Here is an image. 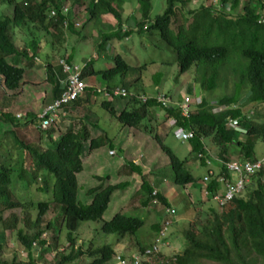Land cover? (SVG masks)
Segmentation results:
<instances>
[{"label":"trees","instance_id":"obj_1","mask_svg":"<svg viewBox=\"0 0 264 264\" xmlns=\"http://www.w3.org/2000/svg\"><path fill=\"white\" fill-rule=\"evenodd\" d=\"M70 1L71 10L68 16L58 13L56 18H52L51 11L59 12L63 5L62 0H24L23 3L17 0H0V77L6 90L19 91L24 83L26 69L36 67V62L44 56L47 81L53 83L54 100L58 99L64 90L59 81L64 80L65 75L59 66L56 67L58 64L55 60L56 54L64 51L63 58L73 63L76 56L75 50L72 47L68 49V39L70 36L87 39L86 34L81 36V31L85 30V27L79 31L80 33H77L74 28L76 20L74 18L79 14L73 15L72 10L76 8L85 10L84 12L89 14V22L101 20L104 15H114L115 19L109 17L107 20L117 21L118 32L105 36L100 44L96 42L91 45L98 49L99 55L106 51V44L113 38L123 43L125 36H131L133 31L138 33L143 30L154 31L173 50V62L178 64L179 75L187 73L191 68L195 69V76L201 83L200 90L203 92L202 96L199 94L197 97L200 98V102L195 106L191 105L189 118L183 117L176 106L163 107L157 103L156 98L159 95L171 98L167 93H158L153 99L142 104L129 94H136L130 91L134 80H128L133 67L124 57L116 55L111 66L100 70L94 68L93 61L90 59L82 75L83 80L89 82L90 88L78 101L72 103L71 107L90 108L99 104L98 106L116 118L123 128L137 130L145 128L149 134H152L154 130V141L169 160L174 175L173 183L176 186L186 187L194 182L191 171L184 168L190 159L181 160L157 132L158 126L154 124V121L160 111L164 113V120L165 118L167 121L174 120L178 128L193 133V138L189 139L191 152L195 155L193 160L200 161L202 166H206L208 161L205 159L207 155L205 140L211 139L218 153L217 158L220 160V163L215 164V173L218 176L225 175L227 180L232 181L231 174L221 166L222 163L238 160L256 161L255 146L259 139L264 138V122L249 123L248 135L245 139H240L236 132L227 128L226 122L230 117H234L238 118L242 124L241 111L231 110L228 106L233 107L234 104L240 102L241 96L246 91L247 101L244 105L264 104V21L262 20L264 0H246L241 13L237 11L241 7L240 0H219L218 4L221 6L219 10L213 6L214 0H206L205 4L188 12L190 17L188 24L179 27L177 31L173 29V25L178 8L186 6L190 0H166L167 8L162 15L156 17L151 25L149 22L154 10L152 0H136L134 15H141L136 30L129 26V20H132L134 15L122 22L124 0ZM228 5H231L230 11L226 9ZM8 9L12 10L11 16L2 12ZM65 22L68 23V27H65ZM30 26L52 37L51 51L45 52V47H48L49 43L42 42V39L36 37L27 42L22 49L12 41L9 35L11 28L29 29ZM99 55L94 58L98 60ZM226 75H231L237 81L235 93L216 100L215 91L218 92L219 88L217 83L221 76ZM94 78H101L105 81L108 89H125L127 96H113L110 100L99 102V95L94 89L96 86ZM161 82L162 77L155 74L154 85L158 88ZM223 82L226 83L227 79L225 78ZM180 99L179 104H182L186 96ZM222 106H225L226 110L215 112L216 108ZM31 114L33 113L29 115ZM146 119L150 125L151 123L154 125L151 126L150 131L143 125ZM16 120V116L5 112L0 113L2 123H13L17 129L34 124L37 117L32 116V119L24 125L17 123ZM65 120L63 119L62 122L41 133L42 136H47L50 133L56 135L57 129L60 132L57 142L51 140L54 148L46 150H42L37 145L26 144L11 133L14 146L17 150H21L19 154L22 155H20L22 159L18 169L13 167L7 169L4 166L0 169V200L6 204L0 202V225L4 228L0 234V249L2 243L6 241L5 231L12 232L28 256V262L20 264H37L36 261L44 256L50 257L53 263L54 258H51L49 254L50 243L44 237L51 226L48 225L46 228L42 226L44 217L49 213L53 204L61 207L63 219L59 229L54 228L56 232L52 241L57 244L60 234L66 230V242L70 249V254L62 256L61 262L57 264H109L116 255L110 245L92 251L90 250L92 247H89L88 253L83 252L82 249L75 251L77 240L75 233L79 230L81 222H102L113 194L128 187L129 183L105 186L100 184L89 190L88 194L93 197L92 202L89 205L80 204L78 175L83 172V158L103 143H108V140L101 137H89L86 128L75 131L73 126H64ZM37 127L39 128V125ZM130 166L141 174L140 169L133 163ZM33 167H35L34 170ZM37 168L47 173L41 180L52 187L49 188L52 193L51 200H25L23 202L14 195V199L21 207L23 224H20L18 218L13 215L7 220L4 219V213L8 209L18 207V204H12V195H9L2 187L8 188L11 185L12 175L17 177V182L29 181L28 186L21 184L23 188L30 187L31 184L38 186V174L35 171ZM257 182L258 189L248 192L245 198H236L232 207L229 209L226 207L224 213L211 211L207 222L200 226L198 231L189 229L183 233L187 247L177 256V264H264V183ZM141 188L146 193L148 202L159 200L164 206L171 207L161 194L158 197L152 195L153 189L144 176ZM206 189L209 196L223 190L217 183V179L208 183ZM39 190L45 192L42 187ZM26 202H29L27 204L31 206L32 211L25 205ZM143 204L146 205V200ZM32 213H36L35 219ZM146 220L147 218L141 216L117 213L110 221L102 224L101 230L104 234H116L120 239H123L122 236L125 235L134 236L141 253L153 246L162 229V226L152 224L151 234L147 238L139 237V233L146 225ZM19 224L22 227L19 228ZM140 238L142 241L150 238L151 242L149 245L145 242L141 243ZM82 257L85 258L84 262H82ZM122 257L126 262L133 259V257ZM160 260L162 262L158 264H170L167 256H161ZM143 264H157V262L145 261Z\"/></svg>","mask_w":264,"mask_h":264},{"label":"rangeland","instance_id":"obj_2","mask_svg":"<svg viewBox=\"0 0 264 264\" xmlns=\"http://www.w3.org/2000/svg\"><path fill=\"white\" fill-rule=\"evenodd\" d=\"M23 1L24 0H17L19 3H23ZM205 1L206 0H190L186 6L179 7L173 29L177 31L179 27L183 25L186 26L189 21L188 12L198 8L200 5L204 4ZM243 1L245 2L246 0ZM68 2L69 0H62V3L65 4ZM192 2H194V4ZM136 4V0H124L122 22L134 15ZM152 4L154 10L151 14L150 25L153 24L156 17L162 15L167 8L166 0H152ZM241 9L240 7L237 10L238 13H240ZM84 11L85 10H80L78 8L72 10L73 15L79 14L74 18L76 19L75 22L82 25L79 30H76L77 33H80L79 31L85 27V30L83 29L84 32L83 30L81 31V36L84 34L87 35V39L86 37L78 38L77 36H74V38L70 36V39H68V49L74 48L75 50L74 53L76 56L73 59V63L84 65V61L92 59L94 68L100 70L111 66L113 58L116 55H121L128 61L129 65L133 67L132 72L128 75V80H134L130 87V91L146 95L147 97H155L158 93H167L174 102L181 101L180 98L189 94L187 97H190L191 100L194 101V106L197 104V97L203 92L200 90L202 88L201 83L195 76V69L191 68L187 73L179 75L178 64L173 62L174 52L160 39L158 33L156 34L154 31L146 32L145 30L140 33L133 31L131 36H125L123 43L113 38L106 44V51L101 52L99 55L98 49L91 45L96 44V42L100 44L105 36L117 33V21L112 19L107 20L109 17L115 19L114 15H104L101 20L89 22V14ZM2 12L5 15H12L11 9L2 10ZM139 19H141V15L135 14L133 19L129 20V26L136 30ZM125 26L127 27V25ZM122 32H124V30H122ZM9 33L12 41L20 49H22L33 37L42 39V42L49 43V46L45 47V52H49L53 48L50 45L53 41L52 37L33 26H30L29 29L20 28L15 30L11 28ZM64 53L63 51L56 54L55 60L57 63L59 59L64 57ZM97 55L100 56L98 60L93 58ZM43 60L44 56H41V59L36 62V67L33 69H26L24 83L20 89L21 93L19 94H12L10 91L6 90L2 84V78L0 77V113L5 112L12 116L16 114L21 115L22 118L16 121L22 125L31 120L32 116L35 115L37 117L34 124L23 129H17L13 126V123H2L0 121V169L2 166L7 169L11 167L18 169L20 166L22 155L19 154V152L21 153V150H17L14 146L15 143L11 133H14L26 144L37 145L42 150L54 148L51 140L53 139L57 142L60 137L58 129L56 130V135L50 133L47 136H42L41 133L44 131L37 127L40 125V114L53 102L49 101L48 104L47 102L45 103L47 105H43L44 97L40 90L46 92L44 88L48 83L46 65ZM155 74L162 77V82L158 88L153 83ZM225 78L227 79L226 83L223 82ZM85 82L90 86L88 81ZM236 82L237 81L231 75L221 76L217 83L219 88L218 92L217 90L215 91V99L218 100L220 97L232 96L236 90ZM95 83L99 88L107 86V83L101 78ZM99 98V102L107 100L102 95H99ZM245 99H247V91L241 96L240 101H244ZM98 105H93L88 108L89 112L88 110H82L83 116L87 114V118L80 121L77 120L70 125L74 126L73 128L75 131L86 128L91 138L101 137L102 139L106 138L108 140V143H103L99 148L83 158V172L78 175V200L80 204L89 205L93 198L88 194L89 190L98 187L100 184L105 186L107 184L127 182V184L129 183L128 187L113 194L109 208L103 216V219L109 221L117 213L128 216L145 217L147 218L146 225L139 233V237L141 238H147L149 234H151L150 226L152 224L163 227L165 215L164 207L159 204L158 200L147 201V195L141 188L143 175L134 171L130 166L132 162H135L144 167L142 168L138 165L141 173L145 174L144 177L155 184L160 193L168 198L172 208H176L178 216L175 219L176 223L169 227L167 231L168 238L166 239V245L168 241L171 247L166 248L165 245L161 250L165 252L167 257L177 253L181 254L187 247L183 233L189 229L198 231V228L205 224L208 219V215L210 214L208 209H210V206L213 207L211 201L204 195L205 185L203 177L206 175L207 169L201 165L200 161L193 160L195 155L191 152V143L176 138V127H172L169 130L168 126L170 122L167 121L166 118L164 120V113L160 111L154 121V124L156 123L158 126L157 132L163 137L165 144L170 146L181 160L185 158L190 159L184 168L189 172L191 171L194 182L186 187L176 186L173 183L174 175L169 160L154 141V130L152 129L153 133L149 134L145 128L139 130L123 128L116 118L112 117L110 113L106 112ZM252 106V110L255 112V122H264V105L252 104L245 107L249 108ZM180 112L182 113L181 110ZM30 113L34 115H29ZM76 119H79V117ZM143 125L148 128L149 131L151 126H154L152 123L150 125L147 119L143 121ZM64 126H66V124ZM205 144L210 152V163L214 166L218 162V159L216 160L218 154L216 147L212 145L211 139H206ZM111 151H114L115 154L111 155ZM254 156L258 160H263L264 163V138L257 141ZM149 167L153 170H150ZM32 169L34 170L35 167ZM35 171L38 174V186L31 184L30 187L23 188L21 184L28 186L29 181L17 182V177L12 175L13 182L11 185L8 188L2 187L9 195H12V204H18L14 199V195L23 202H25V200H51L52 193L49 190L51 186H48L47 182L41 180L47 173H44L39 168ZM232 176L234 177L235 175ZM29 178L28 176V179ZM99 178L103 179L100 181L98 180ZM133 180L135 181L133 182ZM17 183L18 185L16 186ZM255 183L256 180L252 179L247 186V191L253 189ZM41 187L44 188L45 192H40L41 190L39 189H41ZM145 200L146 205L143 204ZM0 202L6 205L3 201L0 200ZM27 203L29 202H26L25 205L32 211L31 206ZM23 207L25 206L23 205ZM11 215L16 216L18 222L23 224L21 207L19 204L16 208L8 209L4 213L3 218L7 220L12 217ZM32 217L35 219L36 213H32ZM44 218L43 228H46L48 225L51 226V228L46 231L47 233L44 237L50 243L51 248L49 254L50 256L54 255V257H51L54 258V261L52 263L50 257L44 256L40 257L36 262L37 264H57L61 262L62 256H68L70 254V249H68L69 245L68 242H66V230L60 234V237L58 236L59 242L57 244L52 241L56 232L54 228L59 229L63 219L61 207L57 204H53L51 210ZM99 222H81L79 230L75 233L77 234L76 250L82 249L83 252L88 253L89 247H92V249H90L92 251L110 245L116 255L109 264H118L116 261V257L118 256L132 257V255H138L140 253L134 236L125 235L122 236L123 239H120L116 234H104L101 230L103 222ZM20 224L18 226L19 228L22 227ZM3 229V226L0 225V234ZM5 238L6 241L2 243L0 249V263H27L28 256L26 252H24V248L17 242L15 235L10 231H5ZM141 238V243L145 242V244H150V238L146 241H142ZM159 260L160 257L156 262ZM84 261L85 258L82 257V262ZM87 262H89V260Z\"/></svg>","mask_w":264,"mask_h":264},{"label":"built area","instance_id":"obj_3","mask_svg":"<svg viewBox=\"0 0 264 264\" xmlns=\"http://www.w3.org/2000/svg\"><path fill=\"white\" fill-rule=\"evenodd\" d=\"M70 12V3L63 4L61 10L57 12L56 10L51 11L50 15L52 18H56L58 13L62 16H68ZM65 27H68V23L65 22ZM82 25L78 22L74 23V28L79 30ZM89 61H87L88 63ZM87 63L84 65H78L75 63H69L66 58H61L58 60V66L62 69L63 74L65 75V82L64 90L62 95L54 100L48 107H46L39 116L40 125L39 128L42 131H47L50 127L57 125L58 123L62 122L63 119H67L68 112L67 109L80 99L87 89H89V85L83 80V69L86 67ZM97 94L102 95L107 100H110L115 97H125L127 96V91L125 89H108V88H97L95 89ZM134 99L137 101L145 104L149 101V98L145 95H137L129 93ZM157 103L163 107H169L173 104L170 98L165 95H159L157 98ZM182 111V115L184 117H188L190 114V99H186L182 104H176ZM17 119H21V115H17ZM237 123V122H236ZM234 126V124H233ZM193 136L192 133H187L184 135L185 139H189ZM111 155H114L115 152L111 151ZM208 165H211L210 161L207 162ZM226 169L229 172L235 173L239 176V180L236 185H230L226 181V190L223 193H219L214 197V200L217 201L221 206L229 203L233 200L236 194H239L245 188V177L252 176L259 171L264 170V163L262 161H257L254 163L251 162H240L235 161L231 163H224ZM217 174L210 170L208 174L204 177V183H208L211 181L212 178L216 177ZM219 183H224L225 179L223 176L218 177ZM169 214L173 216L175 214L174 210H169ZM171 221H167L165 223L164 229L158 235L156 239V244L151 246L150 249L146 250L142 257L151 259L153 257L159 256L161 254V249L166 245V238H167V231L168 227L170 226ZM134 264H140L141 258L137 257L135 259ZM120 264H125L121 258H119ZM175 264V263H174Z\"/></svg>","mask_w":264,"mask_h":264},{"label":"clouds","instance_id":"obj_4","mask_svg":"<svg viewBox=\"0 0 264 264\" xmlns=\"http://www.w3.org/2000/svg\"><path fill=\"white\" fill-rule=\"evenodd\" d=\"M241 1V8L243 7V3H244V1L243 0H240ZM218 2H219V0H214L213 1V6H214V8H217L218 10L219 9H221V6H220V4H218ZM68 3H70V10H71V1L69 0V2ZM68 3H66V4H68ZM193 4H194V2H192ZM205 3H206V1H205ZM204 3V4H205ZM62 4H65V3H62ZM196 5V4H195ZM230 8H231V5H228V6H226V9H227V11H230ZM241 11H242V9H241ZM241 11H240V13H241ZM189 19H190V17H189ZM262 20L264 21V18H262ZM94 58V57H93ZM39 61V60H38ZM84 63H87V61H84ZM88 63H90V60H89V62ZM87 63V64H88ZM76 64V63H75ZM57 66H58V64H57ZM87 66V65H86ZM63 81V80H62ZM63 86V85H62ZM90 87V86H89ZM64 88V87H63ZM97 88H99V87H97V86H94V89H97ZM104 88H108L107 86L106 87H104ZM137 94V93H136ZM99 95V94H98ZM137 95H141V94H137ZM143 95V94H142ZM146 96V95H145ZM189 96V95H188ZM149 98V100L150 99H153V97H148ZM171 99V98H170ZM186 99H190V107H191V105L192 104H195L194 103V101L193 100H191V98L190 97H187V95H186ZM185 99V100H186ZM54 101V100H53ZM171 101L173 102V104L171 105V106H176V107H178L176 104H179V102H174V100H172L171 99ZM197 103H199L200 102V98L198 99L197 98ZM247 101V99H245L244 101H240V102H238V103H236V104H239V105H235L234 104V106H233V108L232 109H235V110H240L241 111V113H242V116H243V119H242V124H241V122L239 121V119L238 118H234V117H230L228 120H227V122H226V127L227 128H229V129H231L232 131H234V132H236L238 135H239V138L240 139H245L246 137H247V135H248V124L249 123H251V122H253V123H260V122H255V112H254V110H252L253 109V106L252 107H249V108H246L245 106H247V105H244V103ZM143 104V103H142ZM252 104H256V103H249L248 105H252ZM257 105H264V104H257ZM71 107V106H70ZM179 108V107H178ZM225 106H222V107H220V108H216V111L215 112H220V111H224L225 110ZM180 109V108H179ZM181 110V109H180ZM190 115V114H189ZM183 116V115H182ZM184 117V116H183ZM185 118H189V116L188 117H185ZM170 122V125L168 126V128H169V130L172 128V127H176V133H175V136H176V138H178V139H180V140H182V141H189V139H191V138H193V136L191 137V138H189V139H185L184 138V135H186L187 133H188V131H184V130H182V129H180V128H178V126H177V123H176V121H174V120H171V121H169ZM237 122V123H236ZM263 123V122H262ZM233 124H234V126H233ZM168 130V129H167ZM169 130H168V132H169ZM193 134V133H192ZM206 149H207V155L205 156V159H208V161H210V158H209V155H210V152H209V149L206 147ZM199 157H200V155H199ZM207 161V162H208ZM238 161H240V162H251V163H254V162H257V161H262L261 159L260 160H258V159H256V161H249V160H245V161H242V160H238ZM206 162V165H208V163ZM133 164H134V166H136V167H138V165L139 164H136L135 162H132ZM131 163V164H132ZM209 166H211V165H209ZM222 167H225V165H224V163H222V165H221ZM138 168H140V167H138ZM226 168V167H225ZM210 170H212V169H210ZM227 170V169H226ZM212 171H214V170H212ZM228 171V170H227ZM137 173H138V171H136ZM215 172V171H214ZM229 172V171H228ZM231 175H235L234 177L233 176H231L232 178H231V180L232 181H229V180H227L226 178H225V175H223V178L225 179L224 181V183H219L220 184V187H221V185L222 184H224L225 185V188H222L223 190L222 191H219L218 193H215V194H213V195H211V196H209V193L207 192V189L205 188V187H207V184L209 183H204V193H205V195H206V197L211 201V204L213 205V207H211L210 206V209H208V211H210V213H211V211H213V210H216L218 213H224V210H225V208L227 207V209H229V208H231L232 207V203H233V201L236 199V198H245L246 197V194L248 193V192H250V191H253V190H256V189H258V182L257 181H261L262 183H264V170L263 171H259L258 173H256V174H254V175H252V176H249V177H245V188H244V190L243 191H241L239 194H236L235 195V197L233 198V200L232 201H230L229 203H227V204H225V205H220L217 201H215L214 200V197L216 196V195H218L219 193H223L225 190H226V181L228 182V184H230V185H236V183L238 182V180H239V176L237 175V174H235V173H232V172H229ZM208 174V173H207ZM206 174V175H207ZM141 175H145V174H142L141 173ZM205 175V176H206ZM204 176V177H205ZM204 177H203V182H204ZM218 177H221V176H216V177H214V178H212L211 179V181H213V180H215V179H217V181L219 180L218 179ZM252 179H255L256 180V183H255V187L253 188V189H251V190H249V191H247V186H248V184H249V182L252 180ZM135 180H133V182H134ZM210 181V182H211ZM150 182V181H149ZM124 183H126V182H124ZM117 184V183H116ZM118 184H119V182H118ZM157 184V183H156ZM113 185H115V184H113ZM150 186L152 187V189H153V193H152V195L154 196V197H158V195L159 194H161L160 193V191L158 190V188L156 187V185L155 184H153V183H151L150 182ZM158 186V185H157ZM162 196H164L166 199H167V201H168V203H169V200H168V198L165 196V195H163V194H161ZM153 201V200H152ZM159 201V200H158ZM159 204H161L163 207H164V212H165V215H164V224H163V227H162V229L159 231V233H158V235L160 234V232L164 229V227H165V223L167 222V221H171V224H170V226L169 227H171L172 225H174L175 223H176V221H175V219L178 217L177 216V211H176V208L174 207V208H172V207H166V206H164L162 203H161V201H159ZM170 204V203H169ZM169 210H174L175 211V214L173 215V216H171L170 214H169ZM210 215V214H209ZM209 215H208V218H209ZM208 220V219H207ZM110 221V220H109ZM102 222L104 223V222H108V221H105L104 219L102 220ZM207 222V221H206ZM169 227H168V229H169ZM171 233V232H170ZM157 235V236H158ZM45 236V235H44ZM170 236V235H169ZM168 238V237H167ZM166 238V239H167ZM169 247H171V245H170V242H168L167 241V245H166V248H169ZM76 248V247H75ZM76 250V249H75ZM61 252V251H60ZM143 254H144V252H142V253H139L138 255H133L132 257H133V259L130 261V262H124L125 264H134L135 263V259L137 258V257H140L141 258V263L140 264H143V262H145V261H155V263H156V258L155 257H153V258H151V259H147V258H144V257H142L143 256ZM179 254L177 253V254H173V255H171L170 257H168L169 258V262H170V264H177L178 263V259H177V256H178ZM161 256H166L165 255V252L162 250L161 251V254L159 255V257H161ZM176 256V257H175ZM51 257H54V255H51ZM132 257H130V258H132ZM119 258H121L122 260H123V257L122 256H118V257H116V261L118 262V264H120V261H119ZM159 263V261H157V264Z\"/></svg>","mask_w":264,"mask_h":264},{"label":"crops","instance_id":"obj_5","mask_svg":"<svg viewBox=\"0 0 264 264\" xmlns=\"http://www.w3.org/2000/svg\"><path fill=\"white\" fill-rule=\"evenodd\" d=\"M98 79L97 78H94V81L96 82ZM96 86H97V84H95ZM53 87H54V85H53V83H51V82H48L47 84H46V86H45V88H44V90L46 91V92H44L43 90L41 91L40 90V92H41V94L43 95V97H44V103H43V105L47 102V104H48V102L50 101V102H52L53 100H54V95H53ZM63 87H64V85H63ZM18 92V91H17ZM42 92H44V93H42ZM12 94H19V93H21L20 92V90H19V92L18 93H16V92H11ZM55 93H57V92H55ZM100 99V98H99ZM47 104H45V105H47ZM231 110H233L232 108L233 107H230V106H228ZM82 110H84V111H86V110H88V108H79V107H77V108H75L74 106L73 107H69L68 109H67V112H68V117H67V119L64 121V124H66V126H70L72 123H75V121H77V120H83V119H86L87 118V114H86V116H83V112H82ZM225 110H226V108H225ZM88 112H89V110H88ZM17 115L18 114H16L15 116L17 117ZM79 117V119H76V118H78ZM74 127V126H73ZM62 129V128H61ZM65 129H63V131H64ZM218 158H216V160H217ZM218 162L220 163V160L218 159ZM142 165H144V164H142ZM139 166H141V165H139ZM215 166L216 165H214V166H209V165H206V166H204V168H206L207 169V173H208V171L210 170V169H212V170H214V171H216L215 170ZM142 168H144L143 166H141ZM150 168V167H149ZM150 170H153V169H151L150 168ZM206 173V174H207ZM232 176V175H231ZM212 182V181H211ZM210 183V182H209ZM217 183L219 184V182L217 181ZM206 188V187H205ZM221 188H225V185L224 184H222L221 185ZM204 195H205V193H204Z\"/></svg>","mask_w":264,"mask_h":264},{"label":"bare ground","instance_id":"obj_6","mask_svg":"<svg viewBox=\"0 0 264 264\" xmlns=\"http://www.w3.org/2000/svg\"><path fill=\"white\" fill-rule=\"evenodd\" d=\"M59 82H60L62 85H64V84H65V82H64V81H62V80H61V81H59ZM155 244H156V242H154V243H153V245H155ZM141 253H142V252H141ZM155 258H156V260H157V259L159 258V256H156ZM159 262H162V261H161V260H159Z\"/></svg>","mask_w":264,"mask_h":264}]
</instances>
